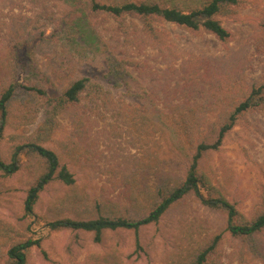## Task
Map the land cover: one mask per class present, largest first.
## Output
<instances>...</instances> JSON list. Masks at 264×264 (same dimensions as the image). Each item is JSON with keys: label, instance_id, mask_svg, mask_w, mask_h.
Masks as SVG:
<instances>
[{"label": "rangeland", "instance_id": "374dc122", "mask_svg": "<svg viewBox=\"0 0 264 264\" xmlns=\"http://www.w3.org/2000/svg\"><path fill=\"white\" fill-rule=\"evenodd\" d=\"M217 18L231 33L225 42L157 19L126 15L117 20L90 12L77 0H0V80L19 85L0 142L2 156L9 159L15 146L35 142L54 150L76 180L72 186L49 183L39 194L34 217H25L35 157L23 148L19 169L9 177L0 172V230L8 225L19 240H40L27 264H85L108 245L117 248L125 264H188L217 234L221 240L206 264H264V230L234 237L226 230L225 211L194 195L175 204L158 224L141 228L137 252L129 230L108 233L96 243L90 233L51 232L46 225L58 216L83 217L94 205L132 215L136 201L142 203L160 178L184 176L187 159L175 155L166 132L144 116V99L104 76V61L109 56L123 63L163 111L165 123L194 151L196 139L224 116L210 81L216 67L241 61L243 79L264 77V0H244L235 14ZM146 23L161 32V48L146 39ZM188 70L195 72L192 81ZM81 77L96 86L88 87L74 106L61 110L60 104L53 113L65 88ZM193 122L198 131L191 141L187 130ZM200 167L235 206V222H251L264 210V110L253 107L240 115ZM200 191L209 197L201 186ZM5 242L7 237L0 236V264L6 260Z\"/></svg>", "mask_w": 264, "mask_h": 264}, {"label": "trees", "instance_id": "16d2710c", "mask_svg": "<svg viewBox=\"0 0 264 264\" xmlns=\"http://www.w3.org/2000/svg\"><path fill=\"white\" fill-rule=\"evenodd\" d=\"M77 1L83 2V8L90 12L105 13L117 20L126 15L143 19H157L175 24L191 33H208L213 35L218 41L225 42L231 37V33L223 26L217 15L219 13L224 14V16L235 14L237 6L244 0H192L181 4L176 3L174 0L170 2L163 0H109L107 3H100L99 0ZM76 26H79L78 22ZM142 30L148 35L146 39H152L153 42H157L156 46L159 45L161 48L164 43L161 41L163 37L160 31L149 23H146ZM68 31L66 32L68 33ZM104 62L108 72L104 73V76L116 81V85L125 86L130 96L133 97L134 95L139 99H144L143 102H145L146 106V114L144 116L148 120H152L161 131L166 132L171 142V151L181 157V159H187L184 176L180 178L174 176L167 180L160 178L154 190L145 194L144 203L136 201L134 214L132 215H123L117 211L103 208V206L94 205L91 210H86L85 208V216L83 217L58 216L47 221L46 225L51 232L62 230L82 231L92 234L94 242L101 243L108 233L129 230L134 233V250L137 252V250L141 249L137 232L145 226L158 224L161 218L175 204L181 202L189 195H194L204 205L223 209L226 213V230L234 237L250 238L264 230V210L257 214L251 222L236 223L237 210L235 206L225 195L211 185L210 180L200 167L204 158L210 152L219 148L225 135L232 130L240 115L253 107L264 110V77L262 81L255 77L247 80L243 79L241 61L234 60L235 63H224L223 66L216 67V71L210 81L216 87L212 92L215 95L216 104L218 101L223 104L224 116H221L216 126H213L211 130L209 128L206 135L196 139V143H193L194 151H191L183 145L178 131L165 123L163 111L152 98L147 97L146 91L138 78L126 72L123 63L115 61L109 56L105 57ZM193 65H195L194 62H190L188 68H193ZM194 74L193 70H188L187 78L192 81ZM18 86L17 83H7L3 79L0 80V142L8 115L12 111L11 103ZM95 86L96 84L91 83L88 77H81L72 81L63 91L62 99L56 100V104L52 107V112L54 113V108L59 107L60 104L61 110L74 106L80 101V95L88 87ZM25 89L31 90V88ZM136 111L137 109L135 108L131 110L134 115L138 116ZM79 122L81 121L79 120ZM79 122L76 128L80 134ZM197 125L198 122H193L187 130L191 141L193 139L191 133L198 131ZM23 148H27V152L35 157L34 162H36L34 165L35 171L33 170V183L27 191L23 204L24 216L34 217L33 209L39 194L49 183L58 181L65 186H72L76 180L67 166L60 163L58 154L54 150L35 142L15 146L9 159L3 158L0 150L1 176L9 177L19 169L17 155ZM163 175L164 173H159V176ZM200 186L208 192L209 197H205L201 193ZM142 205L144 207H141ZM141 209H144V212ZM0 236L7 237L8 245H6V242L2 244V246L5 245L7 247L5 264H27L30 249L40 244L39 239H33L28 236H23L19 240L18 232L8 225H4L1 228ZM220 240L221 234L212 237L211 242H207V245L205 244L202 249L197 251L188 264H206L209 255L215 248L217 249ZM108 246H104L99 253L90 254L85 264H125L117 248L111 247L110 249L107 248Z\"/></svg>", "mask_w": 264, "mask_h": 264}]
</instances>
